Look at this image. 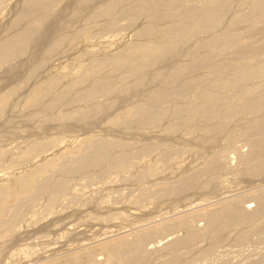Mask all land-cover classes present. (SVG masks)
Segmentation results:
<instances>
[{
  "label": "bare ground",
  "instance_id": "obj_1",
  "mask_svg": "<svg viewBox=\"0 0 264 264\" xmlns=\"http://www.w3.org/2000/svg\"><path fill=\"white\" fill-rule=\"evenodd\" d=\"M0 16V148L18 139L4 114L28 91L19 107L38 129L22 125L17 156L46 161L11 198L0 185V239L29 219L81 216L86 191L118 183L130 187L116 201L129 215L146 205L157 218L175 204L184 209L107 246L110 264H264V0H0ZM127 33L131 41L83 62L73 77L44 72L65 46ZM79 137L70 152L57 149ZM4 157L0 150V173ZM226 176L243 191L223 196ZM197 201L208 204L191 209ZM142 215L137 223L153 218ZM232 248L242 250L236 260L222 259ZM95 260L87 253L69 264Z\"/></svg>",
  "mask_w": 264,
  "mask_h": 264
},
{
  "label": "rangeland",
  "instance_id": "obj_2",
  "mask_svg": "<svg viewBox=\"0 0 264 264\" xmlns=\"http://www.w3.org/2000/svg\"><path fill=\"white\" fill-rule=\"evenodd\" d=\"M0 18H1V16H0ZM123 35L124 36L121 35V37L119 35L118 37L117 36L108 37V38L99 39V40L93 39V40H90V42L88 41L87 44H86V42H80L77 44H73L71 46H65L61 53H59L58 55L49 59V65L44 72H46L47 74H59V73L69 72L71 77H73L76 74V72L78 71V69L82 66L83 62H85L83 64V65H85L86 63L89 62L90 58H92V57H101V56L106 55V54L115 53L116 51H118L121 48V46L123 44H125V43H127V41L129 42L133 39L132 33H131V35H130V33H129V35L127 33L126 36H125V34H123ZM129 36H130V38H129ZM107 39L110 40L109 41L110 43L108 42ZM106 40H107V42H106ZM93 42H94V44H93ZM119 44H121V46ZM102 48H104V49H102ZM36 59L35 60L32 59L29 62V64L33 63V61H34V63L39 62L40 60H42V57L41 58L39 57ZM35 61H37V62H35ZM43 76H44V74H43ZM14 86L15 85H12L11 87H14ZM27 93H28V91L19 94L15 98L14 103H12V105H8V107H10V108H8V110L6 111V114H4V119H6L7 121H10L11 124H13V126H14V127L12 126L13 128L11 130H13L18 135V136L16 135L18 137V139L15 138L12 141L10 140L8 143H6L8 145L5 144L6 147L0 148V150L2 152H5L4 158L6 161L5 163H7V165L5 164L6 165L5 167H2L3 171L0 173V185H2L3 187H5V186L8 187L7 190H8L9 195L7 194V197H9V198H11L14 195L13 192L19 193V192L23 191L24 190L23 189L24 188L23 187L24 178L27 175H30L31 173H33L35 170L41 168L42 165H45V163H46V161H45L42 164L40 158H37L35 160H32V161L24 164V162H22V160H24V157H18L17 156L19 151L24 148L23 140L21 137L22 134L19 132L22 130V128H21L22 125H24L23 129H25L26 131H29V132H31L33 130V128H34V130L38 129V128H36L37 124L31 123L28 119H26L27 117L24 118L25 117L24 107H19V104L22 103V100L24 99V97ZM13 105H17V107L14 108ZM28 122H30V123L28 124ZM29 126H31L32 129ZM17 128L18 129L21 128V129L18 130ZM81 139H82V137H79L77 139H67L66 138L65 141L58 143L57 149H61L60 153L70 152L72 150V148L74 146H76L81 141ZM0 145H1V143H0ZM244 148H245V150H244ZM241 152L246 153V147H243L241 149ZM53 153H54V150L48 152L45 157L49 159L51 157V154H53ZM233 158H232V155H230L229 160H230V166L232 165L231 167L235 166V161L233 160ZM224 180L225 181L222 184V187L226 188L230 194L226 193L223 196L230 197V196H233L235 194L237 195L238 193H241L243 191V189H242L243 185H241L242 183L238 181L239 179H237V177L226 176L224 178ZM238 182H239V184H237ZM233 184H234V186H232ZM239 185H241V187ZM118 187H120V188H118ZM105 188H106V190H105ZM127 190H130V187L128 188V186H127V188H126V186L125 187H122L121 185L119 186L118 183L117 184L111 183L109 185L106 184V185L100 186V188L99 187L94 188V190H92V191H86L85 192L86 193L85 194L86 200L84 201V205H83L85 207H83L82 204H80V206H82L81 216L78 215V216H74L71 218L66 217L67 219H63V220L59 221V224H58V222H53V223H50V224H52L50 226V224L48 222H50V220L53 218L52 215L45 217L43 220L38 221V222L35 220L30 221V219L27 220L25 223L21 224V227L17 231L16 234H13V236L11 234H6L5 237L0 239V243H2V242L5 243V241H6V244H7V245L4 243L0 244V247H1L0 253L2 254V255L0 254V261H1L0 264H35V263L36 264H69L70 260L72 258L78 259L81 262L82 261L84 262L87 253H91L93 255L94 260L96 259L95 260L96 264H110L109 262L106 261V253L108 252L107 246L113 245L116 241H118L119 239H122V238L123 239H132L134 232H135L134 230H137V229L142 228L144 226H148L149 223H150V226L157 225L161 220L166 221L170 218L176 217L184 209L182 205L175 204V210L172 213L168 214V216L165 215V216H162L160 218L158 217L159 219L157 218L158 214H155L153 212V207L150 205H146L139 210H130L131 211L130 215H129V213H130L129 211H126L125 212L126 214H125L123 212V207L126 206V204H125L126 202L122 201V204L118 205V204H116V201L120 198H124V196L128 193ZM233 191H235V192H233ZM99 193H100V196H99ZM192 195H193V199L194 198L196 199L199 196V192H197L196 194L192 193L191 196ZM194 195H195V197H194ZM184 198L186 199L189 197L187 196ZM94 201L98 204V206L91 209V212H89L90 211L89 204L93 203ZM183 201H184V199H183ZM88 202H89V204H88ZM208 202H210V201L208 200ZM208 202L207 201H205V202L197 201L196 204L194 206H192L193 208H191V209L194 210L196 208H202V207L206 206L208 204ZM124 204H125V206H124ZM197 204L199 206H197ZM200 204H202V205H200ZM204 204H206V205H204ZM116 206H118V207H116ZM249 206L251 207L252 204L250 203ZM120 207L122 208V210L117 211V209L119 210ZM166 207H168V206L163 205L162 208H159L162 210L160 212V214L164 213L163 211H165L167 209ZM87 208H88V210H87ZM104 208H106V209H104ZM85 209L87 210V212L84 213V211H86ZM98 209H101V210L99 211ZM105 210H107V211H105ZM109 210H111L110 212H112L114 214V216H112L111 218H107L104 215ZM113 210H115V212ZM92 212H94V213H92ZM95 213H97V215ZM101 214H103V215H101ZM142 214H151L153 216V218L150 220L149 218L152 217L150 215L151 217L150 216L148 217L149 220H145V221H143V223L142 222L137 223L136 222L137 219ZM129 217H131V218H129ZM135 217H136V219H135ZM155 217L157 220L154 219ZM73 219H74V221H73ZM133 220H134V222H133ZM158 220H159V222H158ZM152 221H153V223H152ZM67 222H69V225ZM118 222L120 223V225L122 227L120 225H118V226L115 225V224H119ZM132 222L133 223L136 222V223L131 224ZM46 223L49 225L46 227H43L44 229L42 230V228H40V227H42ZM122 223L124 226L125 225H127V226L123 227ZM154 223H156V224H154ZM64 224H66L67 226H65ZM78 224L79 225L81 224V225L78 226ZM130 224L133 226H131ZM85 225H86V227H85ZM198 225H199V227H201L202 223H200ZM109 226L110 227L112 226V227L110 228ZM60 227H65L66 229H64V228L62 229ZM118 227H120L119 228L120 231H119ZM135 227H137V228H135ZM112 228H114V229H112ZM39 229H41L42 231ZM98 229H100V230L97 231ZM22 230H23V232H22ZM32 231H33V234H32ZM82 231H83V233H82ZM25 232H28V233H25ZM30 233H31V235H30ZM34 233H37V234H34ZM25 234H26V237H25ZM77 234H79V235H77ZM83 234H85V235H83ZM21 235H23L22 238H20ZM177 235H180V234H177ZM30 236L32 238L34 236V238L31 239ZM94 236H95V239H92V237L94 238ZM255 236L256 235H253L251 237L252 241H255V239L257 238V236L256 237ZM72 237L77 238V240H74V242H71L70 238H72ZM84 237H85V239H84ZM90 237L92 240L90 239ZM98 237H100V238L98 239ZM11 238H12V240H14L13 241L14 243H15V239H16V244L11 245L13 243V242L11 243V241H10ZM17 238H20V239H17ZM23 238H24V240H25V238H28V240L30 239L29 240L30 242L27 241V239H26V241H25L26 243H24V242L19 243V240L24 241ZM172 238H174V237L167 238L166 240L158 243L155 247L150 246V247H152L151 249H150V247H148L149 251L161 249V247H163V245H165L166 243L171 241ZM81 239H83V240H81ZM27 242L29 245H27ZM61 242H63V243H61ZM17 244H21V245H17ZM5 245L7 247H10V248L14 247V248H12L10 250ZM15 245H16V248H15ZM4 246L6 248H4ZM20 246H22V247H20ZM229 248L230 247H225L224 250H229ZM254 248H256V246H252L250 249H254ZM6 249H7V252L9 251L8 253L6 252ZM2 250L5 251L4 254H3ZM235 250H238V249L232 248L230 251H227L226 253H224L222 259L235 261L236 256L239 253H241V251H242V250L241 251H239V250L235 251ZM28 252H30V253H28ZM45 252H46V254H45ZM3 258H5V260ZM39 258H40V260H38ZM159 258H161L160 260L163 259L161 256H157L155 262H158ZM42 260H44V261H42ZM35 261H37V262H35Z\"/></svg>",
  "mask_w": 264,
  "mask_h": 264
}]
</instances>
